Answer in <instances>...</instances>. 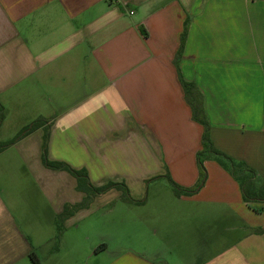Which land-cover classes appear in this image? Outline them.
Returning <instances> with one entry per match:
<instances>
[{
    "label": "crops",
    "instance_id": "obj_1",
    "mask_svg": "<svg viewBox=\"0 0 264 264\" xmlns=\"http://www.w3.org/2000/svg\"><path fill=\"white\" fill-rule=\"evenodd\" d=\"M181 80L213 147L264 180V0H0V132L52 119L49 160L143 200L110 189L59 228L84 194L43 166L39 128L0 152V264H264V203L227 164L171 190L198 182L204 130Z\"/></svg>",
    "mask_w": 264,
    "mask_h": 264
},
{
    "label": "trees",
    "instance_id": "obj_2",
    "mask_svg": "<svg viewBox=\"0 0 264 264\" xmlns=\"http://www.w3.org/2000/svg\"><path fill=\"white\" fill-rule=\"evenodd\" d=\"M187 25H185L184 31L181 35L180 48L178 51L177 57L179 58L182 48L184 45V40L186 36ZM182 88L184 90L185 98L187 103L191 107L192 118L199 124H201L204 128L203 136H202V149L197 153V163L199 168V180L190 189H183L178 187L177 185L171 183L172 190L176 195H180L182 193H190L199 189L203 181L205 179V170L203 168V160L209 156H213L217 159L221 164H227L228 170L230 174L238 181L243 201L247 204L249 203H264V180L259 179L255 171L246 165L242 161H235L230 157L224 155L223 153L217 151L210 140L209 136V126L207 123V119L205 117L203 111V101L202 95L199 90L195 87V85L191 82H186L181 80ZM4 119L3 107L0 104V125ZM52 119H44L38 118L34 120L29 125L23 127L13 139L5 142H0V152L10 148L16 142L21 140L26 135L31 132L42 128L43 129V137H42V146H41V161L45 168L56 170V171H64L70 174L76 180V190L83 193L84 197L81 202L73 204V205H65L62 213L57 218V224L60 226L62 223L72 216L76 211L84 208H88L90 204L93 202L95 197L107 192L110 189H116L121 193L120 199L123 202L131 203V204H140L143 200L136 201L134 200L127 188V186L123 182H107L103 185H93L88 177L87 171L84 168L75 169L68 164L61 161H52L47 157V146L49 141V129Z\"/></svg>",
    "mask_w": 264,
    "mask_h": 264
},
{
    "label": "rangeland",
    "instance_id": "obj_3",
    "mask_svg": "<svg viewBox=\"0 0 264 264\" xmlns=\"http://www.w3.org/2000/svg\"><path fill=\"white\" fill-rule=\"evenodd\" d=\"M21 130V129H20ZM19 130V131H20ZM18 131V132H19ZM17 132V133H18ZM16 133V134H17ZM15 134V135H16ZM15 135H9V130H7L6 128L5 129H3L1 132H0V140H6V141H9V140H11V139H13L14 137H15ZM24 138V137H23ZM0 142H5V141H0ZM170 187V186H169ZM171 188V187H170ZM172 190V189H171ZM96 198V197H95ZM91 223H93L92 222V219H90V222H89V220H88V223H81L80 225H79V228L81 227V225L83 226V228H81L79 231L76 229L75 230V240H77V241H83V238H84V236H85V234H86V231L87 232H91V234L90 235H88L92 240L94 239V236H97L98 234H100L101 233V230H100V226L97 224V225H95L94 227H92V228H90L89 229V227H90V224ZM82 264H84V263H82Z\"/></svg>",
    "mask_w": 264,
    "mask_h": 264
}]
</instances>
